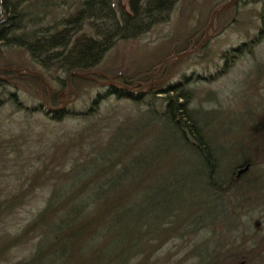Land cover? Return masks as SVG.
<instances>
[{
    "label": "trees",
    "instance_id": "obj_1",
    "mask_svg": "<svg viewBox=\"0 0 264 264\" xmlns=\"http://www.w3.org/2000/svg\"><path fill=\"white\" fill-rule=\"evenodd\" d=\"M177 1L126 0L124 11L120 0H0V69L7 64L4 50H21L44 82L52 84L49 102H55L65 93L67 73L90 72L118 42L135 41L167 22ZM260 1L264 0H237L234 6ZM250 39L238 51L222 53L220 69L194 80L213 82L243 55L252 57V48L264 37ZM261 64L251 68L253 81L258 80ZM11 74L10 69L0 72L4 77ZM21 77L37 82L22 74L16 80ZM87 81L69 78V87ZM132 81L144 78L121 80L126 85ZM179 81L190 83L185 76ZM180 86L178 82L132 95L111 87L97 94L84 112H48L51 122L66 117L79 123L74 131L40 147L33 161L42 162V167H28L21 181L15 178L21 173L18 162L25 153L35 157L34 147L18 135L0 139V264H133L134 259L136 264H163L162 245L172 241L170 235L180 239L187 232L196 236L184 243L186 248L196 244V264H247L246 255L234 248L220 256L210 253L213 244H203L197 234L214 227L210 218L219 211L220 199L235 191V181L243 179L264 150L261 117L247 112L256 121L245 137L246 153L236 147L225 151L224 143L217 148L205 130L208 115L189 109L193 91ZM3 96L0 92V106L7 100L18 111H36L23 109L14 93L6 100ZM110 96L131 101L136 115H93ZM178 157H184L180 166ZM165 161L167 169L162 166ZM245 181L244 186L250 183ZM35 188H46V194L35 213L18 226L17 213L30 202Z\"/></svg>",
    "mask_w": 264,
    "mask_h": 264
},
{
    "label": "rangeland",
    "instance_id": "obj_2",
    "mask_svg": "<svg viewBox=\"0 0 264 264\" xmlns=\"http://www.w3.org/2000/svg\"><path fill=\"white\" fill-rule=\"evenodd\" d=\"M226 1L178 0L167 22L154 26L135 41L118 42L103 56L101 63L90 72L101 73L107 77H116L119 82L123 78L129 79L139 75L144 78V81L132 82L143 84L149 82L151 73L159 69L153 81L161 79L169 58L193 48L202 38L209 14ZM120 4L122 9L126 11V0H120ZM263 7L259 3H240L215 17L208 32L204 49L198 55L195 54L196 56L193 55L173 64L168 69L163 83L151 87L164 89L179 82L180 87L183 88L186 85L182 84L179 79L182 76L188 77L190 83L186 87H190L193 91L189 109L196 115H205V117L208 115L209 120L205 118L207 125L205 130L211 139H215L213 141L215 147L218 148L224 143L225 151L236 147V150L246 153L244 150L245 137L249 136L250 123L256 121L254 117H261L258 115L259 97L256 95L258 83L257 80H252L255 76H253L252 67L258 61L264 63V40L252 48V57L243 55L234 62L223 77L210 83L196 82L194 78L199 75H208L206 73H214L216 69H220L223 62L219 56L222 53L233 48L239 42L247 41L256 35L260 28L259 16L264 17ZM198 27L201 30H198ZM192 34L193 36L196 35L195 39L191 44H188V37ZM3 57V62L7 63L5 68L12 70L11 75H13L14 68L26 67L35 70L21 50H4ZM165 59L168 61L161 65ZM250 77L251 82L248 81ZM98 81L101 80L98 79ZM45 82L47 88L40 86L41 95L50 108H59L57 111L64 109L66 112H84L97 94L102 95L107 92L106 88L96 86L88 80L74 84L70 88L69 94L72 92L74 95H72V100V96L61 98L62 93L51 104L47 96L48 91L50 94L53 91V86L48 81ZM36 83L21 77L18 80L16 78L8 80L0 87V92L4 94L3 99H7L8 93H14L23 109H36L31 114L24 113L23 110H16L7 100L0 106V139L12 135H18L20 139L21 136L24 139L23 142L28 139L27 143L32 145L33 151L36 152L35 157L25 153V159L18 162L21 173L15 178H18L19 181H21L20 177L28 174V167H32L31 171L42 167V162L33 161L37 158V152H41L40 147L50 144L62 133L74 131L79 123L77 120L66 117L60 123L51 122L47 116L50 111H47L41 104V98L36 91ZM138 107L143 111L145 110V107ZM136 111L137 107L131 101L116 100L110 96L99 104L97 112L93 115L131 116L136 115ZM248 111H253V114L257 115H253L254 117L251 115V117L248 115ZM25 115L32 116L27 118ZM144 115L152 114L145 112ZM209 115L215 116L210 119L212 116ZM183 159L184 157H178L175 162L180 166ZM256 160L257 162L243 179L235 181L233 186L235 191L232 190L230 195L222 196L220 199L219 211H215L216 213L214 212L215 214L212 215L214 217L210 218L215 224L214 227H205L197 234L202 238L203 244H213V247L209 245L210 253L215 252L220 256L223 252H231L230 250L234 248L240 255H246L247 264H264V150ZM162 166L167 169L169 163L165 161ZM245 180L250 183L244 186ZM248 187H254V191L248 190ZM33 190V194L30 195V202L17 213L16 223L18 226L25 223L22 220L24 217L35 213L41 195L46 194V188ZM193 236V232H187V235H183L180 239H176L177 235H170L168 240L172 238V241L165 242L159 253L162 263L196 264L198 259L193 255L196 244L193 242L192 246L189 245L187 248L184 246L185 241L196 237ZM133 262L136 264L138 261L134 259ZM238 263L240 262L235 264Z\"/></svg>",
    "mask_w": 264,
    "mask_h": 264
},
{
    "label": "water",
    "instance_id": "obj_3",
    "mask_svg": "<svg viewBox=\"0 0 264 264\" xmlns=\"http://www.w3.org/2000/svg\"><path fill=\"white\" fill-rule=\"evenodd\" d=\"M236 2H237V0H227L226 2H224L222 5H220L217 9L213 10L209 14L208 19H207V23L203 29L202 38L193 48H191L187 52L179 53V54L172 56L171 58H169V61H168V59H165L164 61H162L161 65H163L166 61H168V63H167V66L165 68L164 75L161 79L153 81V78L158 73L159 69L151 76V79L149 82L143 83V84L142 83H133L130 85H126L122 82L117 81L116 77H107V76H105L101 73H97V72H86V73L69 72L64 77L65 93L61 96V98H65L69 94V91H70L69 78H77V79H81V80H90L96 86H99L102 88L116 87L119 90L124 91L126 95H132V94L147 92L151 87L163 83V81L165 80V77L167 75L168 69L173 64H175V63H177L183 59H186V58H189V57L195 55L200 49H202L204 47V45L207 41V38H208V32L212 27L213 20L215 19V17L224 13L226 10H228L229 8L234 6L236 4ZM5 70H9V68L0 69V72H4ZM13 72L14 73L11 76L0 77V82H6L8 80L14 79L21 74L36 77L37 78L36 91H37V94L41 98V104L45 107V109L47 111H50V112H54V111H57L59 109V108H50L47 105L45 98L42 97L41 91H40V86L42 85V86L47 88V85L44 82L41 74L38 71L29 69L26 67H22V68H14ZM98 79L101 81H98ZM62 105H63V102H62ZM238 264H243V263L240 262Z\"/></svg>",
    "mask_w": 264,
    "mask_h": 264
},
{
    "label": "flooded vegetation",
    "instance_id": "obj_4",
    "mask_svg": "<svg viewBox=\"0 0 264 264\" xmlns=\"http://www.w3.org/2000/svg\"><path fill=\"white\" fill-rule=\"evenodd\" d=\"M259 4L264 6V1H260ZM264 11V7H263ZM259 23L260 28L258 29L256 35H259V38L264 37V17L259 16ZM254 35V36H256ZM251 42V39H248L247 41L239 42L236 46L233 48H230L231 51H238V49L242 46H246L247 43ZM258 88L256 89V95L259 97V115H261V121L259 123L260 131H264V64H261L259 66V77L257 80ZM48 100L50 97V93L48 91ZM52 104L53 102L50 101Z\"/></svg>",
    "mask_w": 264,
    "mask_h": 264
}]
</instances>
